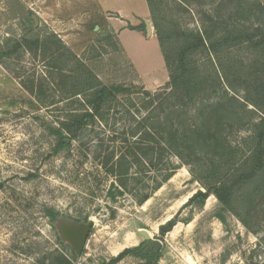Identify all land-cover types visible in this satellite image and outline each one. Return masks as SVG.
Returning <instances> with one entry per match:
<instances>
[{"label": "rangeland", "instance_id": "1", "mask_svg": "<svg viewBox=\"0 0 264 264\" xmlns=\"http://www.w3.org/2000/svg\"><path fill=\"white\" fill-rule=\"evenodd\" d=\"M154 3L170 26L235 29L239 40L220 55L230 79L225 84L241 99L259 102L264 61L244 33H264V0ZM219 35L213 39L223 45ZM0 44V264H139L144 258L137 251L116 258L126 249H153L141 230L162 244L157 264H264V197L249 208L247 228L214 195L203 209L187 205L203 187L178 157L156 167L132 156L128 179L117 163L123 152L141 146L143 119L155 114V104L141 94L170 82L147 0H0ZM209 57L204 51L196 56L202 71L212 69ZM88 84L115 87L117 96L95 124L74 134L62 130L86 100L83 93L94 91ZM251 118L260 120V113ZM245 136L246 129L235 128L230 138L235 144ZM168 161L177 167L174 175L153 190L169 171ZM55 213L93 219L81 256L60 241ZM173 218L177 225L163 235L162 226Z\"/></svg>", "mask_w": 264, "mask_h": 264}, {"label": "trees", "instance_id": "2", "mask_svg": "<svg viewBox=\"0 0 264 264\" xmlns=\"http://www.w3.org/2000/svg\"><path fill=\"white\" fill-rule=\"evenodd\" d=\"M147 2L165 56L170 82L160 91L144 90L141 94L155 104V114L143 119V128L146 130L142 141H139L141 146L136 147L133 152H123L117 163L125 168L123 176L128 179L130 157H138L137 162L140 164L143 163L141 158L145 157L151 165L158 167L163 160L174 155L183 165L188 166L190 173L203 187V190L190 198L187 205L203 209L208 198L214 195L250 228L249 208L257 198L264 197V84L256 90L259 102L250 101L246 96L241 99L228 90L230 85L226 86L225 83L229 84L230 79L220 55L222 50L239 40L237 38L240 35L237 36L235 29L232 32L223 30L218 33L200 27L183 28L179 23L170 26L159 19L155 0ZM217 34H220L223 45L217 44L213 39ZM244 35L247 43L258 48L264 61V33L257 36L255 32L247 31ZM172 45H175L173 50L170 48ZM2 50L3 46L0 44V52ZM203 51L210 55V72L202 71L196 61V56ZM245 69V66H241L240 72L244 75ZM212 78L218 84H212ZM87 86L88 90L94 91L83 93L86 100L62 122V130L74 134L85 126L95 124L98 117L104 118L108 102L117 96L118 90L115 87ZM231 90L235 92L232 88ZM219 92L222 95L212 99ZM249 103L254 105L253 109L248 108ZM257 111L260 113L258 121L251 118ZM235 128L246 129L247 136L242 138V142L234 144L230 136ZM66 144L64 138L62 145ZM156 154L158 156L155 158ZM114 157L115 150L109 159ZM147 159L144 160L148 162ZM167 164L170 166L169 171L161 180L156 181L153 190L161 188L174 175L176 165L171 161ZM122 186L128 187L125 182ZM150 196V193L143 195L137 203L144 204ZM53 217L56 221L59 215L55 213ZM191 220L192 216L185 222ZM177 223L178 219L173 218L164 224L161 228L163 235ZM132 251L140 252V256L144 258L139 264H157L160 259L159 254L151 251L144 253L142 247L126 249L116 259ZM62 258L70 263L66 257Z\"/></svg>", "mask_w": 264, "mask_h": 264}, {"label": "water", "instance_id": "3", "mask_svg": "<svg viewBox=\"0 0 264 264\" xmlns=\"http://www.w3.org/2000/svg\"><path fill=\"white\" fill-rule=\"evenodd\" d=\"M35 20V26L39 24V19L36 15H33ZM148 31L152 32V25L148 21L146 22ZM94 227L93 219L88 221L77 222L72 219L58 218L57 229L60 234L62 241L69 243L75 250L78 256H81L92 228ZM141 234L146 240V246L155 248L156 252L159 253L161 249V242L156 239H152L151 233L147 230H141Z\"/></svg>", "mask_w": 264, "mask_h": 264}, {"label": "crops", "instance_id": "4", "mask_svg": "<svg viewBox=\"0 0 264 264\" xmlns=\"http://www.w3.org/2000/svg\"><path fill=\"white\" fill-rule=\"evenodd\" d=\"M97 4H99L100 5V1H97ZM101 4H102V2H101ZM114 12V13H117V14H119L121 17H126L125 16V14L124 13H121V11L120 10H110V9H108V8H106V10H105V12L106 13H108V12ZM149 14V13H148Z\"/></svg>", "mask_w": 264, "mask_h": 264}, {"label": "flooded vegetation", "instance_id": "5", "mask_svg": "<svg viewBox=\"0 0 264 264\" xmlns=\"http://www.w3.org/2000/svg\"><path fill=\"white\" fill-rule=\"evenodd\" d=\"M77 222H78V221H77ZM148 251H151L152 253L157 254L155 248H153V249H148L146 252H148Z\"/></svg>", "mask_w": 264, "mask_h": 264}]
</instances>
